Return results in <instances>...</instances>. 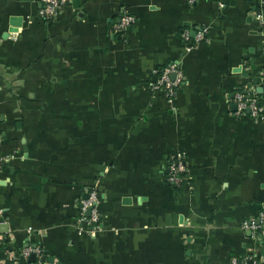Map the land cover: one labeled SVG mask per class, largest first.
<instances>
[{"label":"crops","instance_id":"crops-1","mask_svg":"<svg viewBox=\"0 0 264 264\" xmlns=\"http://www.w3.org/2000/svg\"><path fill=\"white\" fill-rule=\"evenodd\" d=\"M39 8L0 0V264H37L18 256L27 246L41 264L264 263V225L242 227L264 213V112L234 103L264 69V0H70L49 20ZM123 11L135 21L114 34ZM202 27L186 50L181 33ZM171 62L183 82L168 102L151 83ZM178 153L179 189L164 179ZM92 187L89 236L74 220Z\"/></svg>","mask_w":264,"mask_h":264},{"label":"built area","instance_id":"built-area-1","mask_svg":"<svg viewBox=\"0 0 264 264\" xmlns=\"http://www.w3.org/2000/svg\"><path fill=\"white\" fill-rule=\"evenodd\" d=\"M40 8L38 15L43 20H49L56 17L63 8L69 4L70 0H38ZM195 0H188L192 4ZM135 18L132 14L125 11L121 12L117 21L111 25L114 34L123 33L133 22ZM261 24H264L263 22ZM206 28L198 29L194 37H190L189 32L184 30L181 37L184 40L185 49H191L196 42L205 39ZM153 73L157 75L155 81L151 83V89L154 91H162L166 95L167 101L172 102L177 89L182 85L183 73L178 63L171 62L161 69H153ZM260 83L264 85V69L260 75ZM259 94L254 89L245 91H237L234 94V103L238 111L249 110L251 117L255 120L259 119L264 109L259 100ZM7 160L6 156H0V169H3ZM165 181L173 186H180L187 181L189 183L188 170L181 153L170 158L165 167ZM98 190L92 187L86 191V196L80 197L78 200V213L74 220L78 231H84L89 236H94L101 226V213L99 211ZM90 209L87 214V210ZM258 220V222H256ZM264 225V213L258 219L243 221L244 229L259 230ZM31 254L35 256V263L41 264L43 259V250L38 246H27L23 248L18 256L27 259ZM227 264H264L256 259L251 253L245 254L241 259L231 257Z\"/></svg>","mask_w":264,"mask_h":264},{"label":"water","instance_id":"water-1","mask_svg":"<svg viewBox=\"0 0 264 264\" xmlns=\"http://www.w3.org/2000/svg\"><path fill=\"white\" fill-rule=\"evenodd\" d=\"M222 2H224L225 0H221ZM79 2V0H72V3L73 4H77ZM22 24V17L20 16H13L10 18V27L8 28V32H16L18 30V27ZM263 28H264V25H263ZM195 33L196 31L195 30H191L190 31V34H191V37H194L195 36ZM7 33H4L3 36H6ZM243 74L245 75V72H243ZM260 77H255L251 83H249L247 85V88H251L252 84L256 85L255 87V91L258 93V94H262L263 93V90H264V85L260 83ZM260 83V84H259ZM86 196V195H85ZM262 208H263V212H264V204L262 205ZM90 209L87 210V214L89 213ZM256 222H258V220H256ZM251 230H248L247 231V234L250 235L251 234ZM29 262H34L35 261V256L34 254H31L30 257H29ZM52 257H50L48 259L49 262H52Z\"/></svg>","mask_w":264,"mask_h":264},{"label":"trees","instance_id":"trees-1","mask_svg":"<svg viewBox=\"0 0 264 264\" xmlns=\"http://www.w3.org/2000/svg\"><path fill=\"white\" fill-rule=\"evenodd\" d=\"M258 96H260V94L258 95ZM3 168H5V165L3 166ZM166 170V169H165ZM164 170V177H165V174H166V171ZM187 184V181L186 182H184L182 185H180V186H175L177 189H179V188H182L183 187V185H186Z\"/></svg>","mask_w":264,"mask_h":264}]
</instances>
